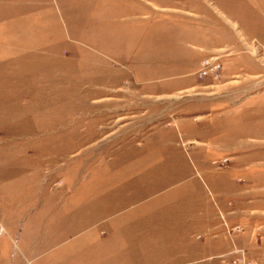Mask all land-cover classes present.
<instances>
[{
  "label": "rangeland",
  "instance_id": "obj_1",
  "mask_svg": "<svg viewBox=\"0 0 264 264\" xmlns=\"http://www.w3.org/2000/svg\"><path fill=\"white\" fill-rule=\"evenodd\" d=\"M0 264H264V0H0Z\"/></svg>",
  "mask_w": 264,
  "mask_h": 264
},
{
  "label": "built area",
  "instance_id": "obj_2",
  "mask_svg": "<svg viewBox=\"0 0 264 264\" xmlns=\"http://www.w3.org/2000/svg\"><path fill=\"white\" fill-rule=\"evenodd\" d=\"M222 55L211 54L206 56L197 71L200 78H211L213 80H219L222 77L223 70Z\"/></svg>",
  "mask_w": 264,
  "mask_h": 264
},
{
  "label": "crops",
  "instance_id": "obj_3",
  "mask_svg": "<svg viewBox=\"0 0 264 264\" xmlns=\"http://www.w3.org/2000/svg\"><path fill=\"white\" fill-rule=\"evenodd\" d=\"M252 56H254V58H257L256 57V55L252 52V54H251ZM227 56H231V55H227ZM236 56V59H234V60H238V58H237V54L235 55ZM224 57V56H223ZM225 64V63H224ZM226 73V74H225ZM257 73L258 72H256V71H251V72H245V73H241V72H231V71H226V72H224V78L225 77H228V76H236V75H238V76H241V77H238V78H236V79H240V80H234V81H238L240 84H238L239 86H238V88H237V90H236V92H237V95L239 96V98L241 97V96H244V95H246L248 92H250V90H251V87L254 85V83L252 84V85H249V86H245L247 83H245V81L246 80H249L250 81V76H255V75H257ZM247 75V76H246ZM225 81H229V79H226ZM252 82V81H251ZM246 88H248V89H246Z\"/></svg>",
  "mask_w": 264,
  "mask_h": 264
}]
</instances>
